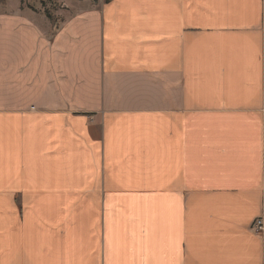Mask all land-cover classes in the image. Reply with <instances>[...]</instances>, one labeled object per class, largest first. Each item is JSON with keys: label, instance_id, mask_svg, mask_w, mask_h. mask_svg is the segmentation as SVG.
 <instances>
[{"label": "crops", "instance_id": "1", "mask_svg": "<svg viewBox=\"0 0 264 264\" xmlns=\"http://www.w3.org/2000/svg\"><path fill=\"white\" fill-rule=\"evenodd\" d=\"M0 2V264H264V0Z\"/></svg>", "mask_w": 264, "mask_h": 264}, {"label": "rangeland", "instance_id": "2", "mask_svg": "<svg viewBox=\"0 0 264 264\" xmlns=\"http://www.w3.org/2000/svg\"><path fill=\"white\" fill-rule=\"evenodd\" d=\"M26 3H30L34 6H38V7H44V9H49L51 11V14L53 15V8L57 7V5H60L59 2H57V0H24ZM63 1L65 4H67L69 7H75L77 5H79V1L78 0H61Z\"/></svg>", "mask_w": 264, "mask_h": 264}, {"label": "built area", "instance_id": "3", "mask_svg": "<svg viewBox=\"0 0 264 264\" xmlns=\"http://www.w3.org/2000/svg\"><path fill=\"white\" fill-rule=\"evenodd\" d=\"M261 208L264 212V189L262 191ZM263 227L264 221L262 216H258L257 218H255L250 225L251 230H253L254 232H261Z\"/></svg>", "mask_w": 264, "mask_h": 264}, {"label": "trees", "instance_id": "4", "mask_svg": "<svg viewBox=\"0 0 264 264\" xmlns=\"http://www.w3.org/2000/svg\"><path fill=\"white\" fill-rule=\"evenodd\" d=\"M5 0H0V2H4ZM93 1H96V0H93ZM105 1H108V0H105ZM44 13L46 14V16L49 18V20L52 22V23H55L56 22V18L53 17V15L51 14V11L49 9H45L44 10Z\"/></svg>", "mask_w": 264, "mask_h": 264}]
</instances>
